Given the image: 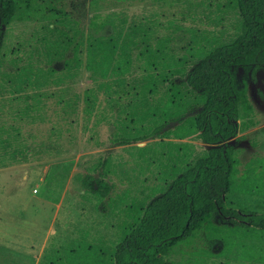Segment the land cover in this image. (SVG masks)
<instances>
[{
    "label": "trees",
    "instance_id": "trees-1",
    "mask_svg": "<svg viewBox=\"0 0 264 264\" xmlns=\"http://www.w3.org/2000/svg\"><path fill=\"white\" fill-rule=\"evenodd\" d=\"M63 1L0 0V41L9 27L34 24L29 43L8 50L10 70L3 69L7 54L0 48V91L10 94L8 102L17 103L20 120L34 123L43 99L54 98L59 120L69 126L81 122L89 142L105 125L109 142L126 149L133 167L111 154L99 157L86 168L85 192L103 199L114 179L130 182L129 174L154 180L147 187L150 203L116 246L113 262L167 264L163 255L206 220L238 215L224 204L235 165L234 151L226 143L257 124L248 118L253 108L246 84L237 86L236 70L253 79L264 71V0H229L226 8L216 6L219 13L237 15L236 32L224 35L221 30L208 38L209 32L191 30L187 55L178 58L170 47L172 38L156 36L161 23H149L147 16L102 14V5L111 0H90L93 13L81 28ZM107 27L110 33L100 34ZM56 63H62L60 70L53 68ZM83 72L89 74L90 85L77 92L72 86ZM50 86L56 92H46ZM50 133L60 136L61 130ZM195 142L208 148L199 149ZM27 147L17 127H0V166L26 161L33 152ZM244 216L264 229V214Z\"/></svg>",
    "mask_w": 264,
    "mask_h": 264
},
{
    "label": "rangeland",
    "instance_id": "rangeland-1",
    "mask_svg": "<svg viewBox=\"0 0 264 264\" xmlns=\"http://www.w3.org/2000/svg\"><path fill=\"white\" fill-rule=\"evenodd\" d=\"M228 2L166 0L156 4L154 0H111L102 5L101 13L124 11L129 18L147 16V22L161 23L156 36L172 38L170 47L178 58L187 55L191 30L209 32L208 38L221 30L224 35L236 32L237 15L227 10L219 13L216 8H226ZM89 3L63 1L64 9L80 22L81 28L87 27L93 13ZM33 30L34 24L27 22L3 31L0 48L7 54L3 69H11L8 50L29 43ZM110 31L107 27L100 34L108 35ZM23 54L21 49L18 55ZM53 68L60 70L62 63L53 64ZM236 78L239 89L246 84L253 108L248 118L257 123L246 131L239 130V138L226 143L234 151L235 165L231 193L225 196L224 204L238 215L230 220L219 215L206 220L187 240L163 255L167 264H264V229L243 218L244 214H264V71L253 79L250 73L237 69ZM89 85V74L83 72L72 87L82 92ZM55 90L50 86L46 92ZM9 97L0 91V127H17L27 151L33 152L26 161L0 166V264H114L116 246L137 225L141 209L150 203L147 187L154 180L129 174L130 182L121 184L114 179L112 190L103 199L85 192L82 179L86 168L99 157L111 154L128 160L127 167H133L126 149L109 142V130L103 124L89 142V133L82 130L81 122L69 126L59 120L54 98L43 99L44 106L34 112L41 115L40 119L30 123L15 115L18 106L8 102ZM52 128H59L60 136L52 135ZM195 144L199 149L208 148Z\"/></svg>",
    "mask_w": 264,
    "mask_h": 264
}]
</instances>
